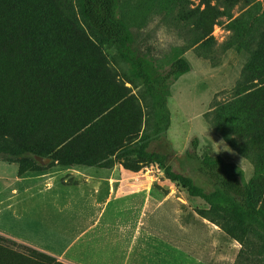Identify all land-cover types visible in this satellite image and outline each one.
Returning <instances> with one entry per match:
<instances>
[{"label": "rangeland", "instance_id": "1", "mask_svg": "<svg viewBox=\"0 0 264 264\" xmlns=\"http://www.w3.org/2000/svg\"><path fill=\"white\" fill-rule=\"evenodd\" d=\"M117 2L135 45L165 69L188 47L182 56L191 69L168 84L170 125L150 149L207 190L193 165L182 163L186 151L238 165L253 202L264 211V38L252 33L264 26L258 19L264 0ZM261 47L260 58L252 60ZM125 71L114 50L69 18L56 0H0V143L27 144L42 155H24L47 164L55 155L100 157L107 143L137 140L147 104L143 88ZM116 163L149 168L153 198L147 206L160 215L159 235L133 236L129 264H264V235L258 230L250 228L238 241L200 216L196 209L206 205L167 179L157 162L130 157ZM15 165L0 160V170L10 172ZM11 216L12 209L0 213V226L11 224ZM214 217L224 221L220 214ZM173 219L179 222L175 231ZM24 249L36 264L61 262Z\"/></svg>", "mask_w": 264, "mask_h": 264}, {"label": "trees", "instance_id": "2", "mask_svg": "<svg viewBox=\"0 0 264 264\" xmlns=\"http://www.w3.org/2000/svg\"><path fill=\"white\" fill-rule=\"evenodd\" d=\"M56 2L66 10L69 18L82 23L100 44L111 47L126 68L124 74L143 88L142 98L147 104L145 127L139 138L130 141L129 144L111 147L107 143L100 157L94 153L60 157L55 155L50 157L49 163L42 164L37 159L24 155L28 151L41 156L40 152L27 144L6 140L0 143V160L17 162L18 174L43 170L56 164L111 167L118 159L130 157L151 163L157 162L167 179L182 188L189 197L199 199L206 205L207 209H196V212L219 224L230 237L241 241L250 228L264 235V211L253 202V189L245 181L241 167L219 156L201 157L195 152L186 151L182 163L193 165L194 171L208 185L207 190L197 184L192 176L175 171L166 162L164 153L150 149L151 143L161 138L170 125V111L166 105L169 96L168 84L191 69L189 61L182 56L188 47L180 48L165 69L154 57L135 45L131 29L117 14V0H56ZM258 19L263 22L264 14ZM230 24L236 28L234 20L230 21ZM252 33L263 39L264 26L261 28L257 26ZM261 55L262 47L255 49L252 60L259 59ZM140 130L138 128L136 132ZM192 144L196 146L195 140ZM217 214L222 216L223 222L214 217ZM22 244L0 236V264H36L32 257L21 251L24 248L44 259H52L46 253Z\"/></svg>", "mask_w": 264, "mask_h": 264}, {"label": "crops", "instance_id": "3", "mask_svg": "<svg viewBox=\"0 0 264 264\" xmlns=\"http://www.w3.org/2000/svg\"><path fill=\"white\" fill-rule=\"evenodd\" d=\"M17 170H0V213L12 209L11 224L3 223L0 233L61 262L129 264L133 236L159 235L144 165ZM173 224L179 229L178 220Z\"/></svg>", "mask_w": 264, "mask_h": 264}]
</instances>
